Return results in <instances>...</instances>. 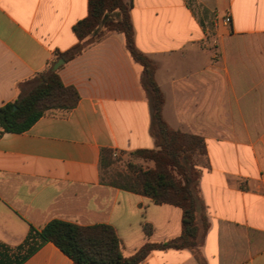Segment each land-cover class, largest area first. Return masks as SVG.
I'll list each match as a JSON object with an SVG mask.
<instances>
[{
    "label": "crops",
    "instance_id": "1",
    "mask_svg": "<svg viewBox=\"0 0 264 264\" xmlns=\"http://www.w3.org/2000/svg\"><path fill=\"white\" fill-rule=\"evenodd\" d=\"M87 14L88 0H0V106L78 42L73 25ZM131 18L137 47L157 63L165 118L205 139L202 254L264 264V0H132ZM141 73L124 34L110 33L59 69L79 92L75 107L0 136V264H77L51 241L31 248L32 228L52 219L109 224L126 255L181 233L180 206L101 182L102 148L155 147ZM141 264L198 262L170 248Z\"/></svg>",
    "mask_w": 264,
    "mask_h": 264
},
{
    "label": "trees",
    "instance_id": "2",
    "mask_svg": "<svg viewBox=\"0 0 264 264\" xmlns=\"http://www.w3.org/2000/svg\"><path fill=\"white\" fill-rule=\"evenodd\" d=\"M132 0H88V14L73 25L78 42L71 48L55 50L46 67L19 84L17 97L0 106V136L23 132L48 113L65 114L75 107L80 95L74 86L65 85L53 64L69 61L108 34L122 32L132 59L142 66L141 85L151 108V134L155 147L131 151L152 166L129 164L126 171L115 167V150L104 147L100 155L101 182L151 197L156 203H171L183 210L182 231L163 241H146L130 255L123 252L115 229L105 223L79 225L52 219L40 230L32 228L35 249L43 242L55 243L77 264H141L155 249H190L198 264H208L201 245L210 222L199 183L202 171L197 166L207 154L203 136L172 126L163 113L165 94L156 80L157 63L135 42L131 18ZM147 233L151 226L146 225Z\"/></svg>",
    "mask_w": 264,
    "mask_h": 264
},
{
    "label": "rangeland",
    "instance_id": "3",
    "mask_svg": "<svg viewBox=\"0 0 264 264\" xmlns=\"http://www.w3.org/2000/svg\"><path fill=\"white\" fill-rule=\"evenodd\" d=\"M113 156L116 159L115 167L118 169L124 170V171L129 169V167H128L129 164H132L133 166L136 164H142L144 166H152L153 165V162L145 161L144 159H142L139 156L132 155L130 152L123 153V152L116 151L113 154Z\"/></svg>",
    "mask_w": 264,
    "mask_h": 264
},
{
    "label": "water",
    "instance_id": "4",
    "mask_svg": "<svg viewBox=\"0 0 264 264\" xmlns=\"http://www.w3.org/2000/svg\"><path fill=\"white\" fill-rule=\"evenodd\" d=\"M65 63V59L64 58H59L52 66V68L54 70L58 69L62 64Z\"/></svg>",
    "mask_w": 264,
    "mask_h": 264
},
{
    "label": "built area",
    "instance_id": "5",
    "mask_svg": "<svg viewBox=\"0 0 264 264\" xmlns=\"http://www.w3.org/2000/svg\"><path fill=\"white\" fill-rule=\"evenodd\" d=\"M225 21H226V22H230V21H231V17H230L229 15H226V16H225Z\"/></svg>",
    "mask_w": 264,
    "mask_h": 264
}]
</instances>
